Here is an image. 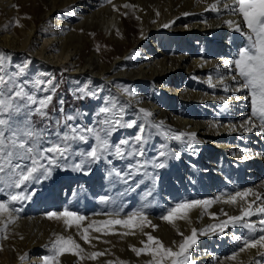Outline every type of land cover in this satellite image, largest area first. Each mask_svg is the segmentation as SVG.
Here are the masks:
<instances>
[{
    "label": "bare ground",
    "instance_id": "1",
    "mask_svg": "<svg viewBox=\"0 0 264 264\" xmlns=\"http://www.w3.org/2000/svg\"><path fill=\"white\" fill-rule=\"evenodd\" d=\"M225 3L232 0H0V53L24 56L40 70L38 80L46 70H65L86 86L109 82L157 131L135 147L129 130L114 123L108 137L113 147L99 160L87 159L82 170H76L74 165L85 159L80 154L95 144L91 138L77 139L67 159L51 166L49 176L0 191L5 202L9 193L30 196L11 204L20 211L15 223L0 233V264H42V258L52 254L57 236L69 235L84 251L66 250L58 264H147L151 257L146 252L137 256L132 251L144 247L145 233L175 250L172 242L182 239L178 231L191 235L193 228L197 242L188 250L187 264H264V247L240 252L243 245L236 239L264 234L260 231L264 225L259 224L264 215L209 229L240 216L241 206L254 200L250 194L247 202L232 205L215 202L216 197L227 199L246 189L264 196V125L252 117L249 92L236 91L241 81L238 76L233 79L234 63H225L238 59L248 30L240 15L223 7ZM26 4L36 21L20 20L17 7ZM101 34L107 38L104 43L114 42L111 50L100 52L96 41ZM43 81L35 80L34 87ZM108 108L112 111L107 119L115 122L120 103L112 102ZM140 109L152 115L145 116ZM76 118L72 128H91L89 112ZM180 133L195 137L175 139ZM121 141L128 143L121 145L124 155L116 156L114 148ZM58 142L48 137L39 143L47 148ZM22 163L31 166L28 160ZM47 189L51 193L45 196ZM101 197L108 201L101 202ZM197 200L214 202L182 210L185 219L172 223L162 219L177 204ZM259 205L256 201L253 210ZM66 208L88 218L84 227L116 218L105 214L117 210L119 218L143 211L156 227L146 225L141 231L134 221L127 228L109 226L110 234L90 230L91 243H85L75 225L66 227L62 219L47 216ZM201 229L209 230L200 234ZM94 251L105 254L88 258Z\"/></svg>",
    "mask_w": 264,
    "mask_h": 264
},
{
    "label": "snow or ice",
    "instance_id": "2",
    "mask_svg": "<svg viewBox=\"0 0 264 264\" xmlns=\"http://www.w3.org/2000/svg\"><path fill=\"white\" fill-rule=\"evenodd\" d=\"M124 7H132L131 5H124ZM223 7L230 9L233 14H238L242 17L243 23L247 28V38L250 41L249 45L245 48H242L238 53V59L235 61H225L227 64L235 65L236 76L233 77L235 80L237 76L240 78L241 84L240 88H237L236 91L241 89H246L251 97V107H252V117H256L260 120L261 124L264 125V0H232L231 4L225 3ZM213 10H217V5H211ZM229 25H234L233 21H227ZM237 31H242L238 24L234 25ZM167 27V25H165ZM9 81H6L3 76H0V113H10L13 106V98L11 96L5 98L4 88L8 85ZM14 95L15 97L27 98L29 103H37L36 99L27 93L24 92L23 88L15 90L14 86ZM125 91H128L125 89ZM129 95H135L129 91ZM50 99V98H48ZM48 100H40L39 104L41 108L45 107ZM40 109H37L39 111ZM103 113H109L112 110L110 108H102L100 110ZM141 112H144L145 116H151L150 112L140 109ZM67 119L71 120L73 117L69 116ZM105 127L100 130L94 128H85L77 129L71 128V135L65 133L61 137L60 142L53 143L47 148L40 147L39 143V134L36 133L29 127L23 129L14 128L11 126L9 120L0 119V191H3L4 188L8 189H19L26 182L31 180H38L40 176L45 178L51 174V166L57 165L60 160L67 159V156L70 152L68 145L69 139L80 140L87 142L89 138L95 140V144L91 146L90 150L81 153L80 155L84 157L81 163L74 165L76 170H82L84 163L87 159L92 161L99 160L104 153L110 152L112 145L109 143L108 137L111 133V128L115 124H118L119 121L113 122L110 119H105L102 122ZM248 124H251V119L247 121ZM126 127H133L132 123L125 125ZM167 135V133H165ZM188 135L190 138L195 137V133H180L175 135L174 138L179 140L183 136ZM137 141L141 140L140 136L136 137ZM127 141H121L120 144L115 145L114 154L116 156H123L124 150L121 145H126ZM51 154V155H48ZM129 155H143L142 152H129ZM163 155V153H161ZM28 160L30 161L31 166L24 165L22 162ZM47 160V164L42 163V161ZM156 167H163V164L155 165ZM39 173V175H37ZM119 175V173H116ZM254 197V200L247 202V197L249 195ZM30 199V196H26L22 193L11 194L9 193L8 201L0 200V233L6 232L10 224L15 223L18 216L16 213L20 209H16L11 206L12 202L18 200ZM223 200L226 204H237L238 201L247 202V207L241 206L240 216H230L228 221H224L219 225H210L209 229L214 228H223V226L230 222H238L244 217H250L253 214L264 215V196L260 193L253 192L252 189H246L243 192H236L234 195H230L227 199L223 197H216L215 202ZM107 197H101V202H107ZM256 201H260V205L256 206L253 210V205ZM214 201H189L177 204L175 207L168 210L166 215L162 216L164 221L172 223L174 219H185L186 216L182 213V210L191 209L195 206H207L212 204ZM105 215L114 216L116 218L107 219L104 221H92L86 227L83 226V222L88 218L86 216L80 215L76 212H72L67 208L62 212L48 213L47 216L49 219L63 220L66 227H71L75 225L79 231L80 238L85 243H91L89 236V231L103 232L104 234L109 233V226L120 225L122 227H129L135 221L137 226L140 227L141 231L143 227L149 225L155 228V225H151V221L148 220V217L143 211H134L127 214L124 218H119L121 215L120 210H117L114 213H106ZM226 215V213H225ZM260 225H264V219L259 221ZM252 230H256V225L249 224L247 225ZM209 229H201L200 234H205ZM260 231L264 233V228H261ZM128 233H124L127 235ZM134 234V233H133ZM178 234L182 239L177 242L173 241V247H166L160 239L157 237L145 233L147 236V241H141L144 245L142 249L133 247L132 251L136 253L137 256L141 252H146L147 255L151 257L147 264H187L188 261V250L194 245L197 240V229L193 228L191 230V235H184V233L179 232ZM6 238V237H4ZM98 239V237H97ZM238 243H242L239 251L244 252L245 247H256L260 245L264 247V234L260 235L258 239L250 238L247 240L241 241L239 237L236 238ZM73 251V254H79L84 250L81 246L72 238L71 235L57 236L56 240L51 244V253L52 255H46L42 258V264H58V257L62 255L65 251ZM104 252L94 251L89 254L90 259H96L99 256L104 255ZM230 257V259H234ZM24 259V257H21ZM107 264H113L112 261H108ZM120 264H124L123 261Z\"/></svg>",
    "mask_w": 264,
    "mask_h": 264
},
{
    "label": "rangeland",
    "instance_id": "3",
    "mask_svg": "<svg viewBox=\"0 0 264 264\" xmlns=\"http://www.w3.org/2000/svg\"><path fill=\"white\" fill-rule=\"evenodd\" d=\"M17 9L21 21L28 23L36 21L35 15L32 13L29 5H19ZM106 39L104 34H101L100 38L97 39L98 41H96L100 52L109 51L114 46L113 41L104 43ZM243 42H245L243 48L247 47L250 43L246 38ZM39 71V69H33L31 62L24 56H16L10 53L4 55L2 52L0 53V76H3L6 81L10 80L4 88V96L5 98L9 96L13 98L11 112L6 114L0 113V119L9 120L12 127L20 129L25 127L31 128L39 134V142L48 137L60 140L65 133L71 135V126L77 123L76 116L83 112H89V126L100 130L104 127L102 122L108 118V113H103L100 110L105 107L108 108L112 102H118L120 103V111L115 116V121H119L116 127L129 130V141L135 147L146 142L147 137L156 136L157 131L155 127L146 122L141 114L130 106L127 99L111 83L103 81L86 86L82 79L76 78L78 76H71L65 70H55L54 72L46 70L42 75V80H38L37 74ZM35 80L39 81V84H41V81H44L42 85L34 87ZM14 86L15 90L23 88L27 95L35 92L34 98L37 103H29L26 97H15ZM40 100H48L45 107L41 108L39 104ZM249 105L251 106V103ZM37 109L40 110L37 111ZM69 116L73 117V119H67ZM128 123H132L133 127H126L125 125ZM137 136L141 137L140 141L136 140ZM91 140L94 144L95 140L92 138ZM68 145L70 150H72L74 140L69 139ZM50 193L49 189L45 196H48ZM78 199L76 198L74 203ZM119 204L122 203L120 202Z\"/></svg>",
    "mask_w": 264,
    "mask_h": 264
}]
</instances>
